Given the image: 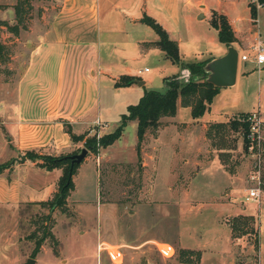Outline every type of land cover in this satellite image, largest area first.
<instances>
[{
    "label": "rangeland",
    "instance_id": "374dc122",
    "mask_svg": "<svg viewBox=\"0 0 264 264\" xmlns=\"http://www.w3.org/2000/svg\"><path fill=\"white\" fill-rule=\"evenodd\" d=\"M176 1L180 5L182 20L179 24L174 23L171 30L184 40L182 61L190 63L219 57L224 45H214L215 41L218 43V35L211 26V18L213 10L223 9L224 4H219L218 0ZM230 1H235L231 5L235 11L233 18H250L249 5L257 14L253 25L258 26L261 9L257 11L251 7L250 0ZM17 2L0 0V20L17 23L14 10ZM59 2L31 0L32 8L27 11L26 7L24 21L20 23V36L0 25V40L9 47V60L0 61V107L2 103L5 106L6 98L14 99L21 85L25 87L33 78L34 68L26 74L29 56L38 47ZM205 10L207 17L199 18ZM212 35H215V41L211 40ZM237 48L240 55L247 54L249 60L239 61L236 84L220 88L205 116L195 119L191 108L179 102L177 114L163 118L157 135L147 133L141 158L137 149L136 120L128 122L122 137L112 145L100 147L98 151L89 150L69 198V211H55L46 223L52 227L56 239L46 241L37 264L57 263L59 259L54 252L60 248L66 256L74 259L73 264H115L103 258L97 249L98 243L104 240L131 245L124 248V264L178 262V254L165 257L151 238L172 245L176 251L181 245L201 250V264H264V210L259 209L258 203L247 199V158L242 136L237 131L229 134L228 139L235 148L226 164L222 163L219 151L205 136L208 123L235 117L242 119L258 109L264 112V64L255 62V53L250 48ZM135 56V59L129 56L126 64L131 66L138 80L147 83L135 86L132 94L125 88L117 89L108 77L102 75L99 105L102 119L107 123L98 119L100 124L97 120L81 134L100 138L113 132L120 125L122 115L128 112V106L137 104L146 90L164 91L165 77L179 73L186 76V70L166 58L161 50ZM122 58L105 56L104 63ZM123 68L111 71L124 74ZM140 70L142 73L137 75ZM51 78L58 80L57 67L52 66ZM76 144L72 152L78 153L86 147L84 141ZM233 205L255 214L259 251L255 249L253 238L248 236L235 239L232 235L231 242L230 231L218 222L222 212L231 210ZM44 213H48L46 208L29 202L0 205V243L8 244L1 256L6 264H24L26 258L31 257L35 243L28 240L27 235L41 227L37 220ZM42 233V230L38 231V236L41 237Z\"/></svg>",
    "mask_w": 264,
    "mask_h": 264
},
{
    "label": "crops",
    "instance_id": "0c3cea01",
    "mask_svg": "<svg viewBox=\"0 0 264 264\" xmlns=\"http://www.w3.org/2000/svg\"><path fill=\"white\" fill-rule=\"evenodd\" d=\"M218 2L224 4V8L213 11L227 15L238 38L236 48H250L258 40L264 43L263 8L258 12V26L255 24L257 26L255 27L249 5L250 18H233L232 13L235 11L231 5H234L235 1L218 0ZM201 3L200 7H202ZM58 5L57 11L49 21V26L41 35L38 47L29 56L26 74L34 68L33 78L25 87L21 85L14 99L6 98L5 106L3 107L2 103L0 107L2 108L0 123L3 125H0V163L11 162L21 155L26 156V161H16L11 164V168L0 173V205H19L49 199L56 191L62 170L43 168L38 165L41 160L34 161L26 153L35 151L39 154L56 156L71 153L77 142L72 140L67 131L68 127H71L74 133L81 134L94 126L98 119L106 122L102 119L99 105L102 75L108 77L115 86V82L122 75H136L131 66L126 64L129 56L135 59V55L143 56L159 50L163 51L154 44L159 39L157 32L141 21L144 13L160 22L171 39L178 42L182 58L184 40L171 30L174 23L179 24L182 20L180 5L176 0H60ZM203 7L207 6L203 5ZM206 10L204 14L199 15V18L207 17ZM235 21L241 25L237 26ZM216 32L218 35L217 30ZM211 40L215 41V35H212ZM221 44L224 47L219 56L224 55L228 48L219 41V38L218 43L214 42L216 47H220ZM105 56L123 58L119 61L106 60L104 63ZM52 66L57 67L56 81L51 78ZM122 68L124 74H114L111 71ZM138 81L141 80L137 79L134 84L121 88L133 94L134 87L140 85ZM146 83L143 81V84ZM258 110L264 117V112ZM83 163L74 176L75 185ZM230 209L222 212L218 222L225 230L230 231L232 242L229 217L251 215L256 220V216L247 212L246 208L233 205ZM259 209L264 210V202L259 204ZM246 238L248 237L245 236ZM150 240H153L154 246L159 251L156 243L160 241L154 238ZM103 245L108 247L104 248ZM126 245L131 246L127 242L112 243L104 240L98 243L97 249L102 257H106L111 263L124 264ZM0 247V264H6L1 255L5 254L4 250H7L8 244L0 243ZM181 247L186 246L181 245ZM116 249L122 254L119 260H114L109 251ZM38 255L34 258V264L38 262ZM55 255L59 259L55 264H73L74 259L66 256L61 248L59 255ZM27 259L29 258L27 257L26 261Z\"/></svg>",
    "mask_w": 264,
    "mask_h": 264
},
{
    "label": "trees",
    "instance_id": "16d2710c",
    "mask_svg": "<svg viewBox=\"0 0 264 264\" xmlns=\"http://www.w3.org/2000/svg\"><path fill=\"white\" fill-rule=\"evenodd\" d=\"M31 6V0H18L14 5L17 23L10 24L7 21L0 20V25L7 26L11 33L20 36V23L24 21L26 7H28V11L29 8H32ZM255 15H257L256 11L252 10L253 18H255ZM141 21L152 27L159 35V39L154 44L161 48L165 52L166 57L173 63L180 65L182 70L188 71L189 76L187 77L182 73H179L165 77L164 91L155 89L146 90L137 104H131L128 106V112L122 115L120 125L113 132H110L103 137L98 138L95 135L88 138L86 134H76L72 131L71 127H68L67 131L71 135L72 140L75 142L84 141L85 146L91 152L98 151L100 147L112 145L122 137L128 122L136 120L138 123L137 149L139 157L141 158V147L142 143L146 141L147 133L153 132L155 133L154 135H157L162 127L163 118L175 116L177 114L179 102H181L183 106L191 108L192 116L195 119L201 118L211 109V104L220 91L219 87H216L207 80L208 72L206 71L205 66L213 58L184 63L180 55L178 42L171 39L168 31L160 22L146 13L143 14ZM211 26L218 31L219 41L227 47L238 42L236 32L227 15L218 11H213ZM8 60L9 47L0 40V61L4 63ZM10 70L11 69H8L9 72H12ZM137 78L139 77L122 75L115 82V86H130L136 82ZM248 130V123L235 117L227 121L208 123L205 136L211 141L212 146L219 151V157L222 160V163L226 164L231 156V150L235 148L234 144L228 139L229 134L232 131L239 132L245 144ZM74 153L75 152L58 156L39 154L35 151H29L26 153V155L34 161L41 160V162H38V165L43 168L48 170H62V175L57 181L56 191L49 199L29 202L31 204H38L48 210V213H44L40 220H37V222L40 221L41 227H36L34 231L27 235V239L35 243L30 255L32 258H36L48 239L53 241L56 239L52 227L46 225L49 219H51L52 214L57 210L63 213L69 211V198L76 187L74 176L81 165L78 163L73 164L70 155ZM11 166V162L0 163V173L5 172V170L11 168ZM228 223L231 226L234 238L241 236L251 237L249 239L253 238L255 249L259 251L258 231L256 229V220L254 216L237 215L229 218ZM41 230L43 233L42 236L39 237L38 231ZM59 251V249H56L55 254L59 255ZM177 254L178 262L176 264H201V250L178 247Z\"/></svg>",
    "mask_w": 264,
    "mask_h": 264
},
{
    "label": "built area",
    "instance_id": "2783aa9c",
    "mask_svg": "<svg viewBox=\"0 0 264 264\" xmlns=\"http://www.w3.org/2000/svg\"><path fill=\"white\" fill-rule=\"evenodd\" d=\"M251 7L257 11L264 8V1L250 0ZM250 49L255 53L254 60L257 64H264V43L258 40ZM240 60L247 61L249 56L247 54L240 55ZM148 70V68H146ZM139 73H142L140 70ZM249 125V130L246 135L245 144L243 142V149L247 158V176H246V192L247 199L258 204L264 202V117L259 110L253 111L246 117L242 118ZM100 124V121H97ZM107 126V124H104ZM165 257H174L176 249L168 243H156ZM104 246V245H103ZM108 247V246H106ZM104 246V248H106ZM112 253L114 260H119L122 257L120 251L109 250Z\"/></svg>",
    "mask_w": 264,
    "mask_h": 264
},
{
    "label": "water",
    "instance_id": "95a60500",
    "mask_svg": "<svg viewBox=\"0 0 264 264\" xmlns=\"http://www.w3.org/2000/svg\"><path fill=\"white\" fill-rule=\"evenodd\" d=\"M240 53L238 49L231 45L228 47L227 52L219 57L213 58L210 60L205 69L208 72L207 80L215 85L216 87L223 88V87H230L236 84L237 82V75H238V68H239V61H240ZM186 76H189L188 71H186ZM140 85L143 84V81H138ZM89 154V149L84 147L81 149L80 152L74 153L70 155L73 164L75 163H82V161L87 157ZM16 161H26V156L21 155L19 158H15L11 161L13 164ZM35 259L29 258L24 264H34Z\"/></svg>",
    "mask_w": 264,
    "mask_h": 264
}]
</instances>
